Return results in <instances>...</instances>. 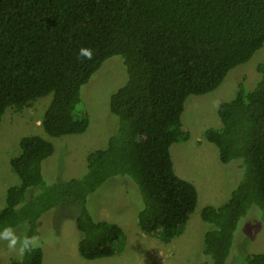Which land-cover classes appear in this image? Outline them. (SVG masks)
Here are the masks:
<instances>
[{
    "label": "trees",
    "instance_id": "obj_1",
    "mask_svg": "<svg viewBox=\"0 0 264 264\" xmlns=\"http://www.w3.org/2000/svg\"><path fill=\"white\" fill-rule=\"evenodd\" d=\"M81 47L93 50L92 59L78 56ZM262 48L264 0H0V124L9 108L22 111L52 95L44 131L55 138L82 134L91 123L82 87L114 56L127 73L110 97L114 133L88 154L79 175L47 183L43 163L55 152L53 142L39 134L20 139L21 153L10 161L20 182L7 190L0 226L26 222L34 235L54 208L74 201L81 256H114L125 231L99 211L94 216L88 197L121 176L141 191V230L171 242L199 198L195 184L176 173L171 154L174 143L191 135L181 120L186 100L218 88ZM257 71L253 88L241 81L234 98L219 104L222 126L204 132L223 163L242 159L248 170L226 202L202 209L211 224L204 254L212 264H229L238 252L236 230L251 203L264 212V59ZM43 261L38 246L22 264ZM242 262L264 264V252L247 253Z\"/></svg>",
    "mask_w": 264,
    "mask_h": 264
},
{
    "label": "rangeland",
    "instance_id": "obj_2",
    "mask_svg": "<svg viewBox=\"0 0 264 264\" xmlns=\"http://www.w3.org/2000/svg\"><path fill=\"white\" fill-rule=\"evenodd\" d=\"M263 59L264 48L248 62L232 69L218 88L202 95L191 94L186 100L181 120L191 135L186 141L174 143L171 154L176 173L195 184L199 198L181 235L166 243L160 233H144L137 218L143 205L141 191L137 184L116 176L115 181H107L89 195L88 209L94 216L99 211L101 217L122 226L126 240L119 252L94 260L81 256L78 243L83 233L75 221L78 204L67 201L54 208L35 229L34 236L39 238L44 251L43 264H212L204 254V233L211 224L203 221L202 209L226 202L234 188L245 179L248 170L242 159L223 163L218 147L205 138L204 132L207 128L222 126L218 106L234 98L239 82L254 87L259 78L257 66ZM126 79L123 60L114 56L106 60L82 87L91 119L89 128L82 134L55 138L44 131L42 119L52 95L36 100L22 111L9 108L0 124V210L6 206L8 188L20 182L10 162L21 153L20 139L25 135L39 134L53 142L55 152L43 163L47 183L79 175L86 167L88 154L106 146L116 128L117 117L110 111V97ZM25 223L16 227L21 238ZM237 232L238 252L230 255L229 264H236V261L244 264L242 260L247 253L264 252V212L257 203H251L242 216ZM22 261L23 255L18 248L10 250L6 241H0V264H22Z\"/></svg>",
    "mask_w": 264,
    "mask_h": 264
},
{
    "label": "clouds",
    "instance_id": "obj_3",
    "mask_svg": "<svg viewBox=\"0 0 264 264\" xmlns=\"http://www.w3.org/2000/svg\"><path fill=\"white\" fill-rule=\"evenodd\" d=\"M94 53L90 47H81L78 53L79 57H84L87 59H92ZM25 233L21 238L20 235L17 234L16 226L6 225L0 226V241H6L7 247L10 250H16L21 255L32 251L34 248L40 246V240L37 236L29 235L30 227L27 223L24 225Z\"/></svg>",
    "mask_w": 264,
    "mask_h": 264
}]
</instances>
